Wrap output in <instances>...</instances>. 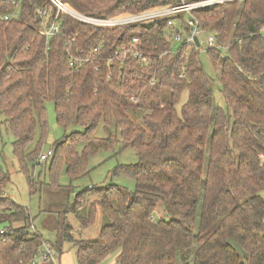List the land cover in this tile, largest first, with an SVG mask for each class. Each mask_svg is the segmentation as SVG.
Segmentation results:
<instances>
[{"label": "trees", "instance_id": "trees-1", "mask_svg": "<svg viewBox=\"0 0 264 264\" xmlns=\"http://www.w3.org/2000/svg\"><path fill=\"white\" fill-rule=\"evenodd\" d=\"M62 1L94 17L179 3ZM192 15L203 35L215 38L217 46L203 54L217 68L225 108L214 103L213 78L198 50L184 42L172 48L165 19L104 28L57 13L50 0H0V128L13 137L11 151L28 185L36 184L34 166L48 133L46 102L53 103L58 126L82 128L52 144V191L61 189L62 164L75 179L90 156L118 140L138 157L116 169L134 179L133 192L91 186L71 207H54L51 245L60 254L71 243L78 264H98L110 252L115 264H176L178 257L182 264H264V0L214 3ZM52 22L58 32L46 37L42 27ZM135 36L149 66L126 50L113 55ZM77 50L89 59L74 69L69 61ZM99 125L115 135L95 136ZM9 181L0 165V264H31L46 240L29 231L28 207L5 193ZM158 202L174 215L154 219ZM97 207L110 222L97 239H76L66 211L88 226Z\"/></svg>", "mask_w": 264, "mask_h": 264}, {"label": "rangeland", "instance_id": "rangeland-1", "mask_svg": "<svg viewBox=\"0 0 264 264\" xmlns=\"http://www.w3.org/2000/svg\"><path fill=\"white\" fill-rule=\"evenodd\" d=\"M183 1L185 3H190L199 2L200 0ZM199 8H201V6ZM181 31L184 34L182 29ZM200 37H202L201 34ZM180 43L181 41L176 42L172 40V48L176 50ZM223 47L226 48V46ZM199 53L201 54V62L204 71L213 78L212 87L214 90V103L225 108V102L219 87V81H217V68L215 69L212 67L207 55L203 54V52ZM183 98H186V94H184ZM45 109L48 120V133L43 143V147L36 158V162L39 164H35L34 166V179L36 184L32 186L28 185L25 175L19 169L17 159L11 151L13 137L3 127L0 128V165L8 172L10 177V181L4 186L5 193L12 200L28 207L29 209L32 219V225L29 228V231L38 232L43 239L46 240L44 242L51 245L56 241L57 235L55 231V223L58 214L53 210L54 207H56L57 204H64L66 207H71V205L75 203L78 195L81 192L90 189L91 186L97 187L116 184L133 192L135 189L134 179L123 173L116 172V169L121 165L134 164L138 160V157L134 150L129 148L124 149L123 143L118 140V142L114 143L112 148L100 149L96 154L90 156L88 158L86 172L75 179L70 180L65 165L62 164L59 168L56 179V182L60 185L61 189L58 191H52L49 185L50 172L48 165L51 157L44 163L38 162V157L43 152L49 149L52 150V144L59 138L64 137L71 131H81L82 128L76 124L71 125L67 129L61 128L57 125L55 120L53 103L46 102ZM139 117L140 115H136L135 119L139 121ZM109 134L115 135L114 129L107 131L101 125H99L94 131V135L101 138L107 137ZM29 168L31 173L30 165ZM87 213L88 206L81 211V214L83 215H87ZM173 215L172 212L164 210L161 202L156 204V209L153 214L154 219H167ZM64 216L67 223L72 227L73 235L76 239L79 237L88 240L97 239L99 237L100 228L110 222L108 216L100 207H97L96 209L94 222L88 226H82L80 220L73 214V212H71V210L66 211ZM115 256L116 252H110L98 264H115ZM55 264H78L75 248L71 243H63L62 252L60 254L57 253ZM176 264H182L179 257L176 260Z\"/></svg>", "mask_w": 264, "mask_h": 264}, {"label": "built area", "instance_id": "built-area-1", "mask_svg": "<svg viewBox=\"0 0 264 264\" xmlns=\"http://www.w3.org/2000/svg\"><path fill=\"white\" fill-rule=\"evenodd\" d=\"M50 1L56 6L57 13L61 11L83 23L104 28L131 24L149 25L151 23H154L156 20L165 19L171 31V40H174L176 42H184L189 47L194 46L198 50V52H204L208 48L216 47L217 44L213 35H203V31L199 28L198 21L195 17H193L192 11L196 8H199L200 6L202 7L205 5L232 0H200L199 2L190 3H185L183 0H179V3L177 5L154 7L136 13L123 12L111 17H94L84 15L69 8L62 0ZM39 13L45 15L46 11L43 10ZM179 13L184 14L182 23L177 21V15ZM4 18H6V16H4ZM181 29L184 31V34L182 33ZM57 32L58 25L54 22L50 23L49 26L43 25L41 30V33L46 37H50ZM200 34L202 35V37H200ZM195 37H197L198 39V44L195 43ZM138 43L139 38L135 36L126 46L119 47V50L116 51L113 55H116L122 50H126L133 58H135L140 63V65L149 66L151 64V59L143 54ZM95 51H97V48L92 52L94 53ZM77 52L79 55L75 58L70 59L69 61V66L74 69H79L89 59L85 58L80 50H77ZM153 83L154 81L150 80V85H152ZM51 156L52 150L49 149L39 155L38 162L42 163L48 160ZM260 156L264 161V157H262V155ZM262 221L264 222V216L262 218ZM2 232L3 230H0V233ZM56 256V250H54V248L50 244L43 242L38 248V257L31 264H42L48 262L55 264Z\"/></svg>", "mask_w": 264, "mask_h": 264}, {"label": "water", "instance_id": "water-1", "mask_svg": "<svg viewBox=\"0 0 264 264\" xmlns=\"http://www.w3.org/2000/svg\"><path fill=\"white\" fill-rule=\"evenodd\" d=\"M194 40H195V43L198 44V39H197V37H195Z\"/></svg>", "mask_w": 264, "mask_h": 264}]
</instances>
